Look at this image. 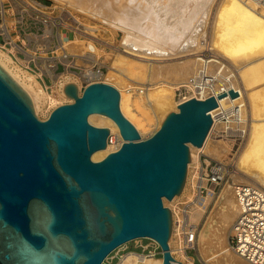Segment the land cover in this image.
<instances>
[{
  "label": "water",
  "instance_id": "water-1",
  "mask_svg": "<svg viewBox=\"0 0 264 264\" xmlns=\"http://www.w3.org/2000/svg\"><path fill=\"white\" fill-rule=\"evenodd\" d=\"M64 92L74 102L41 120L0 65V264H103L137 239L156 241L163 264H173V218L164 198L182 194L189 143L204 145L217 99L179 104L142 139L113 85L94 83L81 93L69 83ZM95 113L111 118L124 139L98 162L92 155L106 149L110 130L90 124Z\"/></svg>",
  "mask_w": 264,
  "mask_h": 264
},
{
  "label": "bare ground",
  "instance_id": "bare-ground-1",
  "mask_svg": "<svg viewBox=\"0 0 264 264\" xmlns=\"http://www.w3.org/2000/svg\"><path fill=\"white\" fill-rule=\"evenodd\" d=\"M106 1L111 4L112 8H115L117 30L122 31L124 33V37L121 45L118 47L114 46L112 41L104 40V42L106 41V44H109L121 51H119L120 53L117 54V57L115 56L116 58L114 57V61L108 67L109 70L105 80L110 84H113L112 82L115 83L116 81H119V84L120 82L127 84L126 87L128 88L126 90L119 88L121 93V109L124 115L129 120H131V122L139 130L142 139H145L144 133L141 129V125L143 123L149 126L152 124V122L154 123L153 120L155 119V117L158 118V115L161 114V118L163 119H161V115H159V118L161 119V121L159 120V122H161L162 124L166 115L170 112L169 110L173 108H176L178 110V106L180 103L175 101L174 99L175 90H177L180 84L185 82V79H187L189 75H192L196 71L198 60L197 58H188L181 65L175 68L170 65L173 69H168L167 67L166 69L155 68L153 65V61H162L167 59L168 57L174 56V54H172L171 52H168V57L164 56L166 54L163 53V51H165L164 49L168 48V46L165 47L164 44V46L161 45V43L163 42L160 43L157 39L158 32L156 29L159 27L155 29V26H152L155 25V23L150 24L153 22L151 20L148 24L142 27L137 23H130L129 21H127V18H136L137 16H139L140 18V15L144 17L145 14H149V19H151L150 15H153L152 10L153 8L155 9V7H153L154 3L155 6L156 4L157 6H159L157 8L158 10L160 8H162L161 10H163L158 11L159 16L160 12L164 14L162 16L167 15L171 17L170 14L176 16L175 20L180 21L179 25H184V23L186 25V27L184 26L186 28V34L183 35L186 36V38H184L186 39V41L185 44L182 43L185 46L183 50L181 52L179 50V53L176 55V57L181 58L196 55L200 51L199 49H201L202 47L201 40L204 36V32H202L201 30H203L202 28L205 27V25L208 23L207 21H209V15H211L212 13L213 17L210 16L211 18H213V21L211 23L212 37H209L211 38V40L209 39L210 45L212 46V49L214 50L216 56H218L222 61L231 62L232 64H234V67L235 64L237 65L238 68L234 70L235 78L232 80V86L241 93L242 99L245 102L244 118L246 120L247 134L245 136L243 147L237 155L236 165H238L237 167H239L238 172L244 173V175L248 177V182L256 184L258 185L256 187L264 190V8L258 9L256 4H254L250 0H218L216 2L215 0H209V2H205V0H203L202 3L199 2L201 4H203V2L207 3V5L204 3L206 7L203 9V6L201 7L200 4H197L198 2L194 1L196 3V6H193L196 8L194 9V7H192L191 10L194 9L193 12L191 13L189 11L191 14L189 16L187 15V19L185 17L184 20L180 15V9L184 5H188V1L190 0ZM151 1L154 2L152 4L153 8L148 7L149 2ZM212 6L213 9H211ZM155 10L153 11L157 12ZM211 10H213V12H211ZM147 11H150L151 13H148ZM156 14V16H153L154 18L158 16V13ZM185 14H187V12H184V15ZM162 16H160V18L158 17L159 20L161 18L164 19ZM143 17H141V19ZM169 17L166 18L169 19ZM158 18H156V21ZM162 21L163 20H160V22ZM172 21H174V17ZM172 21L171 23L175 24ZM171 23H168L170 24V26H168V24L166 26L167 28L170 27V30ZM161 25H163V22ZM183 25H180V30L182 29ZM88 28H90L91 32H94L96 30L99 31L98 29H101L97 25L89 26ZM163 29L164 28L162 27V30ZM162 30L160 32H162ZM175 32L177 33V29L175 30ZM183 33H185V30L183 31ZM162 34L165 35L166 32ZM170 35H173V33L171 34L170 32ZM181 39L182 41H184L183 38ZM177 44L178 43H176V45ZM169 48H171L170 45ZM171 51L173 50L171 49ZM175 51L178 52V50ZM165 52H167V50ZM0 65L30 95L34 104L35 111L38 115H40V108L42 106L52 109L59 104V98H70L64 92V86L66 83H75L76 85H78L79 89H81V83L77 77L73 75H66L58 79L59 81H61L62 78L63 81L60 82V86L58 87V89H56L55 93H49L37 79L35 74L30 73L21 65L16 63L11 55L5 50L1 49V47ZM150 75H168L170 79L168 80V82H171L172 85L161 82L159 85L153 87V76L150 77ZM143 77H148L146 82L147 85L145 87H139L135 84V82H140V79ZM125 91L127 93H125ZM230 98H222L220 100V104H225L229 100L232 101L234 99ZM216 110L217 109H212L210 111V114L214 115ZM135 120H137V122ZM89 121L97 126L100 124H107V126H109L111 130V136L113 137V139L115 137V134L118 137L121 136L117 124L111 118L103 114H92L89 116ZM157 125L159 126L160 124L158 123ZM218 125L219 124L217 123L213 124L202 147H197L192 143H189L191 152L190 166L196 160L194 148L205 151L206 154L211 156L212 158H221L222 155L227 153L229 149L223 147V145L218 148L208 147L211 134L215 131V127ZM123 142L124 139L121 138L116 147L109 143L106 149L99 150L93 154V160H102L109 153L113 151L115 152V150L117 151L121 147ZM189 172L190 169L188 171L187 182L182 194L180 196H176L173 200L164 198V204H167V200L174 204L183 195H185V193L187 192L189 181ZM228 194L229 193L226 194L227 198H225V204L222 202L224 205L222 204L223 207L221 205L222 209H220V211L217 213L216 219L214 220L217 225L216 232L214 231V240H216L217 244L221 243L223 239L222 235L226 234V231L229 230V227L233 225L238 216V207L236 201L233 199V195L232 198L230 197V195L228 197ZM208 199L210 200V197ZM205 213H207V210L205 209L196 212L193 215V220L196 223H199ZM201 239L203 241L207 239L205 229L201 231ZM169 243L171 245L172 253H175L172 245L173 235H171ZM217 256L218 258H220L222 264H243L239 259H237V257L232 254L230 249H223V247L220 248L219 245ZM180 257L181 258L175 256L174 264H194L192 257L188 258L187 256L185 257V255H180ZM117 264H163V257H148L137 252H129L124 255Z\"/></svg>",
  "mask_w": 264,
  "mask_h": 264
},
{
  "label": "built area",
  "instance_id": "built-area-1",
  "mask_svg": "<svg viewBox=\"0 0 264 264\" xmlns=\"http://www.w3.org/2000/svg\"><path fill=\"white\" fill-rule=\"evenodd\" d=\"M250 1L258 9L264 8V0ZM89 26L96 25L87 23L67 6L44 0H0L1 49L25 70L35 74L47 90L58 89L61 82L58 79L66 75H73L80 80L81 93L94 83L110 84L105 80L108 64L103 52V46L106 45L99 37L101 30L91 32ZM201 41L202 47L196 54V71L176 90L179 103L192 98L206 100L214 96L218 106L215 114L211 115L213 124L222 126V137L230 141L243 140L247 134L245 102L241 93L232 86L234 69L216 56L206 37H202ZM231 90L237 92L238 96L220 104L222 98L219 97L227 94L226 97L230 98ZM109 143H114L111 134ZM197 156L199 159L196 158L194 166L189 164L188 167L187 192L169 207L173 218V248L180 255L192 257L194 264L196 260L190 251L196 250L198 246L199 229L206 213L199 223L193 220V215L202 209H209L230 167L223 160L207 156L202 150ZM203 156L205 159L202 160ZM231 187L238 216L230 228L228 248L250 264H264V190L246 183H233ZM152 241L155 247L149 249V245H141L143 250L140 254L148 257L161 254L158 252L159 244ZM169 246L175 258L170 243ZM124 248L123 245L115 250V255L110 254L103 264L109 263Z\"/></svg>",
  "mask_w": 264,
  "mask_h": 264
},
{
  "label": "rangeland",
  "instance_id": "rangeland-1",
  "mask_svg": "<svg viewBox=\"0 0 264 264\" xmlns=\"http://www.w3.org/2000/svg\"><path fill=\"white\" fill-rule=\"evenodd\" d=\"M47 1H49V3H53L55 5L70 7L72 10H74L75 12H77L87 23L92 24V25H97V26H99L101 28L100 29L101 32L99 33V37L102 39V41H104V40L112 41L113 44H114V46H116V47H118V46L121 45V42H122L123 37H124V35H123L124 33L122 31H120V30H117V25H116V20L117 19H116V15H115V8H112L111 7V4L108 3L106 0H47ZM133 1H135V0H133ZM190 1H188V5L186 4V5H184L182 7L183 9L185 8L184 10L182 8H181L182 10L180 9V11H181L180 12V15H181V17L184 20H185V17L187 15L189 16L193 12V10L196 8V7L193 6V5L196 6V3L195 2H198L197 4L198 5L200 4L201 7L203 6L202 7L203 9L206 7L204 5V3L205 2H209V0H205V2H203V4H201L203 0H198V1L197 0H192L193 1V2L191 1L192 3ZM216 1H218V0H215V2ZM189 2H190V4H189ZM199 2H201V3H199ZM153 3L154 2H152V1L149 2V6L147 5L148 2L146 4L149 8L155 7L156 10L154 8H153V10L157 11V12H154L152 10L153 15H150V18L151 19H149V14H147V15L145 14L147 16V18L143 14L144 17L142 15H140V18H139V16H137L138 18L137 17L136 18H127V21H129L130 23H135V24L137 23L139 26H142L143 27L146 24H148L149 21L151 20L153 22L150 23V24L155 23V25H152L153 27L155 26L154 27L155 29L157 27H159V28L156 29L157 32H158V36H157L158 38L157 39H158V41L160 43L163 42V43H161V45L164 44L165 47L168 46V48L164 49L165 51L167 50V52L163 51V53L166 54L164 56L165 57H168L169 56L168 55V52L169 53L171 52L172 54H174L175 57L174 56L173 57H168L167 59L162 60V61H153L154 67L155 68H165V69L167 67L168 69H173V68L181 65L188 58H191V59L196 58V55H192L190 57H181V58L180 57H176V55L179 53V50L181 52L183 50L184 46H185L183 44H185L186 39H184V38H186V36H183V35L186 34V28H185L186 25H185L184 22H181V23H184V25L183 24H180V25H183L182 26V29L180 30V28H179V27H181L179 25L180 21H176L175 20L176 16H173L171 14H170L171 17H169L167 15L162 16L164 14L162 12H160V16H162L164 18V19H162V18L160 19V20H163L162 21L163 22V25H161L162 22H160V20H159L160 16H159V12L158 11L161 10L162 8H160L158 10L157 8L159 6H157V4L155 6V3L153 5V7H152V4ZM150 4H151V7H150ZM205 4L207 5V3H205ZM192 7H194V9L191 10ZM211 9H213V6H212ZM161 11H163V10H161ZM147 12L148 13H151L150 11H147ZM184 12L185 13L187 12V14L184 15ZM188 12H189V14H188ZM211 12H213V10H211ZM156 13H158V16L156 18L159 17L157 19L158 22L156 21V18L153 17V16H156L157 15ZM182 14L184 15V17H183ZM151 16L153 17V20H152V17ZM172 16L174 17V21H172L173 20V17ZM210 16L213 17L212 13H211V15H209V21L210 22L207 21L209 23V26H208V23H207L205 25V27L202 28L203 30H201L202 32H204V36L203 37H206L208 39V41H209V39L211 40V38H209V37H212L211 36L212 35L211 34L212 33V26H211L212 24L211 23L213 21V18H211ZM141 17H143V18L141 19ZM166 17H169V19L170 18L171 19L169 20ZM187 17H186V19H187ZM165 18H166V20H165ZM171 21L174 22L175 24L171 23ZM175 21L178 22V23H176ZM105 23H107V24H105ZM157 23H158V25L159 24L160 25L158 26ZM168 23H171V30H174V29L176 30L177 29V33L175 32V30L174 31H171L170 30V27H168L169 29L166 27ZM164 24H165V26H164ZM168 26H170V24H168ZM173 26H174V28H173ZM162 27L164 28L163 29L164 32L162 30ZM209 29H210L211 32L209 31ZM161 30H162V32H160ZM184 30H185V33H183ZM165 32H166L165 35L162 34V33H165ZM170 32H171V34L173 33V35H170ZM112 38H114V39H112ZM181 38H183L184 41H182ZM167 43L170 45L171 48H169V45ZM176 43H178L177 45H180V43H181V45L180 46H177ZM104 45H106V46H103V50H104V54H105V57H106V60H107V64H108V67H109L112 64V62L114 61V57L115 56L117 57V54L120 53L121 51L118 50V49H116L115 47L109 45V44H106V41L104 42ZM179 47H180V49H179ZM162 48H164V47H162ZM171 49L173 51H171ZM174 49L175 50H178V52H176ZM224 62H227V65L231 69H234L235 70L236 68H238L236 64H235V67H234V64H232L231 62H228V61H224ZM108 70H109V68H108ZM151 76H153V81H154L153 82V87L159 85L161 82L162 83H165V84L172 85L171 82H168V80H170L169 77H168V75H156V76L155 75H150V77ZM190 76L191 75H189V77ZM147 78L148 77H145V78L143 77V78L140 79L141 80L140 82H137L138 84L136 82H135V84L138 85L139 87H145L147 85V83H146L147 82ZM187 79H185V81ZM239 80H241V79H239ZM61 81H63L62 78H61ZM116 82L115 83L112 82L113 84H111V85H113L114 87H116L118 90H119V88H122L123 90H126L128 88V87H126L127 84L122 83V82H120V84H119V81H116ZM122 84H124V85H122ZM47 91L49 93L53 94V93H55L56 89H54V90L49 89ZM125 93H127V92L125 91ZM174 99H175V101L179 102V98H178V94L176 93V90H175V97H174ZM73 102H74V100H72L70 98H67V97L59 98V104L56 107L61 106V105H64V104H70V103H73ZM56 107H54V108H56ZM54 108L49 109V107L42 106L40 108V115H38V114L37 115H38V117L41 120H46V119L49 118V116H50V114H51V112H52V110ZM169 111L170 112H172V111H179V109L177 110L176 108H173V109H171ZM159 115H161V114H159ZM159 115H158V118L155 117V119L153 120L154 123L157 121L155 123L156 125L153 122L149 126L147 124H144V123L141 125V129H142V131L144 133L145 139L151 137L161 127L160 126L161 125V122H159V120L161 121V119H163V118H161L162 117V115H161L160 116L161 119H160L159 118ZM135 121L137 122V120H135ZM158 123L160 124L159 125L160 127L157 125ZM90 124H92V123L90 122ZM92 125L93 126H96V127H100V128H108L110 130V128H109V126H107V124H100L98 126L97 125H94V124H92ZM215 130L216 131L215 132H212V134H211V138L209 140L210 142H209V146L208 147L209 148H213V147H217L218 148V147H220V146L223 145V147H226L227 149H229L227 151V153H225L224 155H222L221 158L220 157H213V158L219 159V160H223L224 162H226L227 164H229L230 167H229V173H228L225 181L222 183V187L217 191V194L214 196V198L212 200V203H211L209 209L207 210V213L205 215L204 221L201 223V226H200V229H199V235H198V246H197L196 250H191L190 251V255L195 258L196 264H222L220 258H218V256H217L218 245L220 246V248L223 247V249H229L228 248V246H229L228 245V236H229V232H230V228L231 227H229V230L226 231V234L225 235H222L223 239H222L221 243L220 244H217L216 243V240H214V234H215L216 228H217L216 227L217 226L216 225V222L214 220L216 219L217 213L220 211V209H222L223 205L225 204L224 201L226 200L225 198H227V195L226 194L229 193L228 194V197H229V195H230V197H232V195H233L232 194V187H231V185L233 183H236V184H238V183H246V184H252V185L258 186L256 184H253L251 182H248L247 181V178L248 177H246V175H244V173L238 172L239 167H237L238 165H236L237 164L236 163L237 155L239 154V152L241 151V148L243 147V143L245 141V138L243 140H236V141L231 140L230 141V140H228V139H226V138H224V137L221 136V132H222V126L221 125L216 126L215 127ZM110 134H111V130H110ZM120 137L121 136L118 137L115 134L114 143L112 144L114 147H116L117 144L119 143V141L121 140L122 137L121 138ZM194 152H195L196 158L198 160L199 157L197 156V153L199 152V149L194 148ZM203 152L206 154L205 151H203ZM207 156H209V155H207ZM203 159H205V156L202 157V160ZM92 160H93V157H92ZM93 161L94 162H98V161H95V160H93ZM193 166H194V163L191 165V167H193ZM237 173H239V174H237ZM236 175L238 176V179H237V176ZM225 195H226V197H225ZM165 205L167 207L173 206L172 202H170L168 200H167V204H165ZM221 205H222V207H221ZM213 226H215V227H213ZM203 229H205V232L207 234V239H205L204 241L201 239V231ZM141 245H143V246H148L149 245V249H153L155 247L154 246L155 244L153 243V241L151 239H137L135 241H131V242L127 243L126 245H124L125 248L122 249V251L119 253V255H117L113 259L109 260L110 262L107 263V264H117L121 260V258L124 255H126L127 253H129V252L142 253V250L143 249H142V246ZM172 245L175 248L174 241H173V244ZM158 252H161V254H158L157 257L158 258L163 257L161 248L158 250ZM231 252H232V254L235 257H237V259H239L241 261V263H243V264H250L249 262H247L243 258L239 257L235 252H233V251H231ZM113 255H115V253H113ZM175 255L177 257L181 258L180 257V254H178L176 252H175Z\"/></svg>",
  "mask_w": 264,
  "mask_h": 264
},
{
  "label": "trees",
  "instance_id": "trees-1",
  "mask_svg": "<svg viewBox=\"0 0 264 264\" xmlns=\"http://www.w3.org/2000/svg\"><path fill=\"white\" fill-rule=\"evenodd\" d=\"M45 2H49V1H47V0H44Z\"/></svg>",
  "mask_w": 264,
  "mask_h": 264
}]
</instances>
